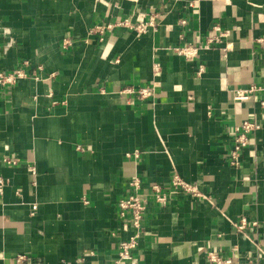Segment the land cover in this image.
I'll list each match as a JSON object with an SVG mask.
<instances>
[{
	"label": "crops",
	"instance_id": "0c3cea01",
	"mask_svg": "<svg viewBox=\"0 0 264 264\" xmlns=\"http://www.w3.org/2000/svg\"><path fill=\"white\" fill-rule=\"evenodd\" d=\"M152 14L146 35L118 26ZM20 68L0 87V264H115L134 179L148 209L131 264H208L210 250L264 264V0H0V72ZM142 86L154 96L121 93ZM246 120L261 129L233 166Z\"/></svg>",
	"mask_w": 264,
	"mask_h": 264
},
{
	"label": "built area",
	"instance_id": "2783aa9c",
	"mask_svg": "<svg viewBox=\"0 0 264 264\" xmlns=\"http://www.w3.org/2000/svg\"><path fill=\"white\" fill-rule=\"evenodd\" d=\"M158 20L156 14H152L149 20L132 23L129 20L122 21L118 24L119 27H124L132 30L138 36L146 35L150 31L156 30L158 27ZM111 27V26H110ZM218 32V38L210 39L209 43L213 41L218 42L219 38L224 37L226 34L221 32L219 28H215ZM194 50L190 45L175 47L174 51L177 55L185 57L187 59L193 60ZM25 62L24 65H26ZM204 71L203 66L198 68L197 74L201 75ZM29 75L22 69H16L11 72H0V87H10L18 83V81L28 78ZM260 90L258 87L252 86L248 89H236L233 92L234 101H248L250 97ZM121 93L135 96L138 100L144 101L151 98L155 94V88L150 86L145 87H125ZM262 109H264V95L260 101ZM261 129L260 123L246 120L241 125L235 127L232 136V146L229 153V160L231 165L238 166L240 164V159L242 151L250 143V135ZM80 148V147H79ZM137 156V155H136ZM6 163L9 165H16L17 161L14 159H5ZM131 191L125 198L121 199L118 203V213L122 222L132 229V235L128 240L120 241L118 246V260L115 264H124L131 262L134 259V252L139 245V240L141 239L144 232V216L148 209V198L142 192V183L139 179H134L130 183ZM171 186L173 189H183L186 192L193 193L196 196L201 197L196 187L190 186L183 182L179 177H174L171 181ZM3 181L0 179V192H2ZM150 191L153 198L160 206H167L169 202V196L164 191V187L159 184H154L151 186ZM253 226L257 227V223H252ZM238 233L244 234L248 239L249 235L247 233L250 225L246 219H242L239 224L234 225ZM262 252L261 249H259ZM23 260V257H19V261ZM206 261L208 264H237L235 257L224 256L218 251L210 250L206 253Z\"/></svg>",
	"mask_w": 264,
	"mask_h": 264
}]
</instances>
